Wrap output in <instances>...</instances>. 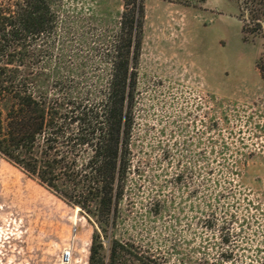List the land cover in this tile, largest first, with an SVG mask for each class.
Wrapping results in <instances>:
<instances>
[{"label": "rangeland", "instance_id": "obj_1", "mask_svg": "<svg viewBox=\"0 0 264 264\" xmlns=\"http://www.w3.org/2000/svg\"><path fill=\"white\" fill-rule=\"evenodd\" d=\"M263 1L142 0L131 163L113 236L156 263L264 261V19L242 32ZM63 4L53 67L63 87L97 102L124 0ZM94 229L0 155V264H88Z\"/></svg>", "mask_w": 264, "mask_h": 264}, {"label": "trees", "instance_id": "obj_2", "mask_svg": "<svg viewBox=\"0 0 264 264\" xmlns=\"http://www.w3.org/2000/svg\"><path fill=\"white\" fill-rule=\"evenodd\" d=\"M63 3L0 0V155L94 223L88 264H125L131 259L126 255L139 264H159L113 236L131 163V68L142 38V0H124L106 54L108 85L93 103L63 87L53 67ZM261 19L264 14H251L254 28L249 30L247 21L242 32H258ZM258 68L263 74L264 67ZM101 233L108 239L107 251Z\"/></svg>", "mask_w": 264, "mask_h": 264}, {"label": "bare ground", "instance_id": "obj_3", "mask_svg": "<svg viewBox=\"0 0 264 264\" xmlns=\"http://www.w3.org/2000/svg\"><path fill=\"white\" fill-rule=\"evenodd\" d=\"M74 220H75V219H74ZM74 222H75V221H74ZM66 255H70V252H68V253H65V252H64V256H65L64 258H68Z\"/></svg>", "mask_w": 264, "mask_h": 264}, {"label": "water", "instance_id": "obj_4", "mask_svg": "<svg viewBox=\"0 0 264 264\" xmlns=\"http://www.w3.org/2000/svg\"><path fill=\"white\" fill-rule=\"evenodd\" d=\"M263 26H264V24H263Z\"/></svg>", "mask_w": 264, "mask_h": 264}, {"label": "built area", "instance_id": "obj_5", "mask_svg": "<svg viewBox=\"0 0 264 264\" xmlns=\"http://www.w3.org/2000/svg\"><path fill=\"white\" fill-rule=\"evenodd\" d=\"M67 256V255H66Z\"/></svg>", "mask_w": 264, "mask_h": 264}]
</instances>
